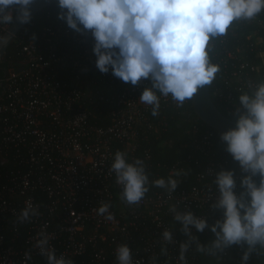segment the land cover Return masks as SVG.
<instances>
[{
    "label": "built area",
    "instance_id": "2783aa9c",
    "mask_svg": "<svg viewBox=\"0 0 264 264\" xmlns=\"http://www.w3.org/2000/svg\"><path fill=\"white\" fill-rule=\"evenodd\" d=\"M255 20L264 26V12ZM67 37H71L68 44ZM42 40L23 47L22 67L11 70L3 81L0 160L8 162V155H15L13 169L0 166V264H47L35 247L40 233L50 237L49 247L57 257L64 256L72 264H117L115 249L120 244L130 246L134 264H196L193 245L184 261L179 259L180 244L186 240L171 209L203 216L209 225L221 219L222 210L212 207L220 195L213 183L216 164L211 161L204 168L200 180L209 182L202 187L156 193L128 204L111 164L119 145L129 160L144 132L155 128L152 107L139 101L150 81L123 85L113 99L117 106L110 124L99 125L86 101L106 98L115 76L96 68L91 34L47 28ZM257 43L264 46V37ZM260 58L264 68V50ZM67 69L73 76L70 82L65 79ZM254 86L248 84L243 93H251ZM157 94L160 107L179 106L171 96ZM228 102V112L237 116L240 103L232 95ZM212 137L205 136L207 146ZM237 168L238 194L245 173L239 162ZM28 202L38 207L39 215L20 223L18 217ZM104 204L109 205L111 220L98 212ZM164 230L174 234V244L162 239ZM198 233L214 234L210 228L192 229L193 235Z\"/></svg>",
    "mask_w": 264,
    "mask_h": 264
},
{
    "label": "clouds",
    "instance_id": "9594fccd",
    "mask_svg": "<svg viewBox=\"0 0 264 264\" xmlns=\"http://www.w3.org/2000/svg\"><path fill=\"white\" fill-rule=\"evenodd\" d=\"M36 0H0V25L30 23L32 5ZM59 19L77 32L90 31L94 38L93 53L96 68L112 74L125 83L137 85L150 81L139 101L159 114L160 96H171L183 105L192 100L199 89L211 85L219 65L211 62L209 45L214 37L228 32L234 22L252 20L264 12V0H58ZM13 11L17 15L13 16ZM236 126L220 134L226 151L239 162L245 173L241 177L242 191L237 194L234 170L221 169L213 183L219 198L212 204L222 210V218L209 225L203 216L173 207L175 221L188 237L180 244L179 259L195 244L198 251L207 246L192 234L195 228L215 234L211 249L222 253L233 245L247 244L241 264H248L252 251L264 248V81L251 93L240 94ZM116 183L122 186V199L128 204L140 203L150 190V184L174 193L179 182L169 176L150 181L143 160L129 162L125 153L117 151L111 164ZM180 175L179 172L176 173ZM259 176V183L254 179ZM111 220L109 205L98 209ZM39 215L37 206L28 202L18 220L28 222ZM49 236L40 233L35 247L47 264H72L64 256L57 257L49 247ZM162 239L174 244V234L168 230ZM166 251V249H162ZM117 264H134L132 249L120 244L115 249ZM26 259H31L26 255Z\"/></svg>",
    "mask_w": 264,
    "mask_h": 264
},
{
    "label": "trees",
    "instance_id": "16d2710c",
    "mask_svg": "<svg viewBox=\"0 0 264 264\" xmlns=\"http://www.w3.org/2000/svg\"><path fill=\"white\" fill-rule=\"evenodd\" d=\"M61 9L58 2L39 12L22 29L12 42L0 67V98L3 96L5 86L3 81L8 77L11 70H19L22 67L24 57L23 47L31 42L39 43L43 41L45 29L67 30L71 33L77 32L71 29L65 20L59 19ZM15 11H13V15ZM11 24L5 25L6 29H0V38ZM264 37V26L255 19L239 20L234 22L228 32L222 36L214 37L209 45V55L211 62L219 65V71L215 80L210 85L211 95L216 107L227 117L236 121L237 116L231 115L227 108L231 105L228 96L232 95L237 103H240L239 96L247 90L248 84H258L264 81V68L261 66L260 53L264 50L263 44L257 41ZM71 37H67V44ZM68 63V62H67ZM244 66V68L242 67ZM255 69V70H253ZM63 79V77H59ZM65 78V77H64ZM73 78L67 69V82ZM115 84L113 90L106 98L95 101L87 100L86 108L92 113L93 121L97 124H110V114L117 106L115 94L120 91L125 83L121 79L114 77ZM192 100H186L183 105L177 107H160L159 114L152 115L155 128L152 131L146 130L136 144L135 152L128 161L141 159L146 165V171L150 181L159 178L168 179L169 176L176 179L179 185L177 191H189L193 188L202 187L209 180H200V175L204 168L211 161L216 165V172L221 169L234 170L238 173V162L226 151V145L221 141V132L209 127L202 122L195 114ZM1 104V102H0ZM212 134L209 144L205 136ZM2 139V122L0 115V143ZM117 151L125 153L122 145L117 147ZM207 152H210L209 156ZM14 153L8 155V162L0 160L3 170L13 169ZM198 164V165H197ZM175 169V174H171ZM180 175L177 176L176 173ZM259 183L260 177L255 178ZM242 191L241 187L238 194ZM165 189L155 187L150 184V190L146 196L156 193H166ZM199 242L205 246V251H198L196 264H241L243 253L247 250V244L233 245L228 256L223 252L218 253L211 249V243L215 240V234L195 235ZM187 240L188 237L183 235ZM248 264H264V248L259 245L252 251Z\"/></svg>",
    "mask_w": 264,
    "mask_h": 264
},
{
    "label": "water",
    "instance_id": "95a60500",
    "mask_svg": "<svg viewBox=\"0 0 264 264\" xmlns=\"http://www.w3.org/2000/svg\"><path fill=\"white\" fill-rule=\"evenodd\" d=\"M57 2L58 0H36V2L32 5V19L39 12ZM16 15L17 13L15 12L13 15L14 18ZM27 24H21L18 20L14 19V22L0 38V67L4 57L6 56L8 48L18 36L19 32L24 29ZM192 103L197 117L209 127L222 133L236 126V121L224 115L216 107L212 99L210 85H205L199 89L197 94L193 97Z\"/></svg>",
    "mask_w": 264,
    "mask_h": 264
},
{
    "label": "rangeland",
    "instance_id": "374dc122",
    "mask_svg": "<svg viewBox=\"0 0 264 264\" xmlns=\"http://www.w3.org/2000/svg\"><path fill=\"white\" fill-rule=\"evenodd\" d=\"M90 34H91V32L90 31H88ZM92 36V35H91ZM94 39V38H93Z\"/></svg>",
    "mask_w": 264,
    "mask_h": 264
}]
</instances>
